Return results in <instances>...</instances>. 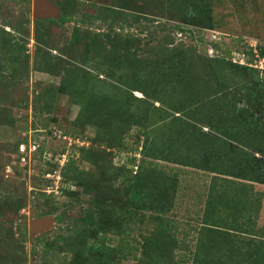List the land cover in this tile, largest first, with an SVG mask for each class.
Instances as JSON below:
<instances>
[{"label":"rangeland","instance_id":"obj_1","mask_svg":"<svg viewBox=\"0 0 264 264\" xmlns=\"http://www.w3.org/2000/svg\"><path fill=\"white\" fill-rule=\"evenodd\" d=\"M50 1L60 8V17L67 12L70 20H35L33 0H0V264H77L79 250L75 243H81L82 237H88L89 245L97 239L98 247L105 246L111 255L110 262L108 255H104L108 264H136L139 259L135 257L143 256L145 239L158 238L157 229L161 225V220L152 211L143 210L141 206L153 205L157 199L173 208L162 217V221L166 222V218L169 222L174 220L179 226L180 230H173L171 234L178 232L181 243L191 246L193 240L191 233L187 234L185 220L188 216L201 219L205 195L202 200L201 195L192 198L193 194L204 192L205 180L198 174H206L211 168L204 155H209L204 153L205 135L195 136V142L190 128L192 139L186 136L187 132L168 134L167 137V131L179 130L172 126L171 121L166 122L167 126L159 125L161 136L166 132L164 141L179 139L172 153L181 161L180 164H144L145 179L150 178L153 170H157L154 176L158 177H153L152 182H144L140 191L142 197H147L145 203H138L140 205L130 202L129 183L122 176L116 180L115 176L110 178L104 172L99 173L100 182L97 184L91 179L88 189L68 182L63 176L64 164L70 160H74V166L81 170H92V166L81 159L83 147L89 158H99L103 164L112 161L113 166L119 168L124 166L128 177L139 172L142 160V156L137 154V163L133 165L129 162L133 154L118 150V145L114 149L95 145L90 140L101 131L94 126L82 128V124H75L81 107L62 89L67 77L64 71L66 61H73L102 80L122 88H126L125 85L115 79L120 74L136 76L140 73L147 77L148 72H154L155 81L159 82V79L163 80L158 73L162 68L156 64L154 69L150 64L156 57L171 53L165 50L163 43L172 41L168 30L174 35L176 23L167 20L180 19L169 18L171 12L161 5V0ZM212 14L214 29L194 28L192 36L188 29L177 32L174 49L182 50L195 65L192 67L190 64L192 68L188 66V69L196 72L207 70L214 78L216 76L206 60L208 54H203L205 58L202 60L196 56L197 44L200 43L207 49L217 45L221 58L238 60L242 53H246L250 63L261 65L260 60L264 57L260 49L257 48L255 58L247 50L251 48L250 44L264 48V0H214ZM163 22H167L170 29L167 30ZM257 69L264 73V69ZM239 72H228V79L240 81L235 84L243 86L248 78ZM109 74L115 78H109ZM164 78L168 76L164 74ZM215 83L218 85L219 80L216 79ZM109 89L113 88L106 87L107 93H111ZM135 95L143 97L139 92ZM223 98L229 100V97ZM221 101L218 100L216 106H228L226 101ZM159 105L157 103V107ZM139 112L159 116L158 111L150 106L140 107ZM150 120L151 117L148 122ZM203 120L204 124L221 125L224 132L231 131L225 112L222 120L220 115L216 120L204 115ZM150 130L153 131L152 128ZM193 132L195 135L211 132L209 139L227 140L224 134L214 136L206 125L203 128L198 126ZM137 138V132L131 130L125 136L126 146H135ZM143 140L144 136L141 137L140 150ZM213 142H210L211 147L216 145ZM236 150L237 153L248 151L253 154L250 147L241 144ZM229 156L235 159L232 152ZM103 167L107 171L106 166ZM116 171L111 172L112 175ZM165 177L171 185L168 192L163 191ZM92 185L95 189L90 187ZM258 189L264 192V187L259 186ZM183 194L187 196L184 201L180 198ZM126 201L125 212L113 216L108 211L112 202L124 206ZM213 204L211 202L210 208L207 207L210 213ZM21 205L22 208L19 207ZM33 210L34 219L53 217V225L44 231L30 232ZM261 224H264V217ZM193 225L199 224L195 222ZM221 232L217 230L216 237H222ZM162 242L165 243V251H174L168 240ZM147 248L155 249L150 243H147ZM190 251L181 249L182 264H190L185 256H189ZM214 254L203 252L205 257ZM220 256L214 255L211 262L222 261L218 259ZM154 264L172 263L159 260Z\"/></svg>","mask_w":264,"mask_h":264},{"label":"trees","instance_id":"obj_2","mask_svg":"<svg viewBox=\"0 0 264 264\" xmlns=\"http://www.w3.org/2000/svg\"><path fill=\"white\" fill-rule=\"evenodd\" d=\"M213 3L214 0H161V5L166 6V10L171 12L169 18H179L180 21L167 20L176 23L173 26L175 31L173 33L174 35L168 30L170 28L167 22H163L167 25V30L173 39L171 42L163 43L164 47H166L165 50H170L171 53H167L162 58L159 56L156 57L152 65L150 64V67L154 69H156V64L162 68L158 73L163 77V80L159 79V82L155 81L154 72H148L147 77L140 73L136 76H130L128 73L120 74L118 78H115L114 75L109 74V78H115L118 83L125 85L126 88H122L118 84L108 83L102 80L97 74L93 75L91 71L83 66H79L73 61H66L64 71L67 77L65 78V85L62 86V89L81 107L75 124H82V128L86 125L97 127L98 131L101 132L90 141L100 147L107 145L110 149H114L118 145L116 146L118 150L128 151L133 154L129 161L133 165L137 163V154L142 156L140 158L142 160L139 164L141 166L139 172L132 177H128L126 176L127 173L125 174L128 171L124 166L119 168L113 166L112 161L109 164H103L99 158H89V156L85 155L87 152L83 147L81 149V159L90 164L92 170H81L77 166H74V160H70L64 164L65 172L63 173L64 178L68 182L72 181L75 185L88 189L89 183L92 180L94 182L97 181V184L100 182L99 173L104 172L110 178L115 176L116 180L122 176L124 181L129 183V191L131 192L130 202H136L137 204L145 203L147 195L142 197L140 189H143L145 181L147 183L152 182L153 177L157 179L158 176H154L157 170H153V176L151 174L149 179H145L143 177L144 171H146L144 164L156 165L160 162L180 164L181 161V158L172 153L179 139L177 138L175 141H164V135L166 133L164 129V132L162 131L163 136L160 134V127L167 126L166 122L171 121L173 123L172 126H175L179 131H167V137L168 134L177 135L187 132L186 136L191 138L189 135L192 132L191 134L194 136L196 142L195 136L200 134L205 135L207 137L205 149L211 146L210 142L212 141L209 140L213 138H208L211 132H206L207 134L202 132L195 135L193 132L194 129L198 126L203 128L206 125V127H209L213 131L212 134L214 136H222L224 134L227 136V140L224 142L231 147L232 155L238 158V160L240 159L239 161L242 163V169H239L241 171L236 172L235 175L241 176V178L249 177L253 181L264 183V73L262 74L257 68L249 65L236 63L231 58L225 56L221 58L218 55L217 45L210 47L207 51L201 52L200 46L203 43L197 44L198 54L196 56L202 60L205 58L204 55L208 54L206 60L210 63L209 68L216 75L214 78L207 70L205 72L190 71L188 66L191 67L192 65L194 67V62L188 59L182 50L174 49L176 38L178 39L177 32H184V29H188L190 36H192L194 34V28L201 30L205 28L214 29L212 14ZM60 19L63 22L69 21V14L65 12ZM51 20L54 21V19ZM257 48L260 49L261 56L264 57V48L260 45ZM247 51L250 56L254 57V48H248ZM45 59H47V56H45ZM215 65L217 68H215ZM41 68L43 69L44 67L41 66ZM234 70L241 71L238 74L245 73L244 75L248 78L243 86L235 84L240 81L228 79L227 73H233ZM164 74L168 76L167 79L164 78ZM146 79L148 80L144 83ZM216 79L219 80L218 85L215 83ZM128 80L130 81L129 83H127ZM106 87L113 88L112 90L109 89L111 93H107ZM135 92L141 93L143 97L139 98L135 95ZM223 96L229 97V100L223 98ZM222 99L228 103V106H216L218 100L221 101ZM157 103H160L159 107H157ZM136 106L137 108H135ZM142 106H150L157 110L159 116L156 114H141L139 108ZM224 112L225 117H229L231 131L224 132L221 125H210L209 122L204 124V115L208 119L214 120L220 115L222 120ZM150 117L152 120L148 122ZM160 124L161 126L159 127ZM151 128L153 131L150 130ZM190 128H192L191 132L189 131ZM199 129L201 130V128ZM131 130L137 132L138 138L134 144L135 146L129 147L126 146L125 136ZM105 135L108 136V140ZM142 136H144V140L140 150ZM240 144L250 147L253 150V154H250L248 151L237 153L236 147ZM89 151L91 152L92 150ZM258 154L262 156L258 157ZM204 155L209 157L207 154ZM111 160L113 159L111 158ZM103 166H106L105 169L107 171L103 169ZM232 166L240 167L236 165V162ZM115 170H117L116 174L112 175L111 172ZM118 173L119 176H116ZM253 174L254 176H252ZM167 178L165 177L164 179V185L166 187L163 190L166 192L171 188V185L167 183ZM90 187L95 189L93 185ZM113 197L114 194H112V200ZM126 204H128V201L124 203V206L112 202L108 206V211H110L111 215L116 216L126 211ZM152 204L149 206L144 204L141 207L143 210L152 211L161 220V225L157 229L158 238L149 237L145 239L143 256L142 258L135 257V259H139L136 261V264H154L155 261L159 260H167L172 264H182L181 255L163 249L165 243L162 240H168V243L176 248H181V245L183 246V243H181L177 235L171 234L173 230L179 231V226H177L175 221L171 220L169 222L167 218L166 222L162 221V217L173 208L170 205L158 201V199ZM19 207L22 208V205ZM110 228L112 229L114 226ZM212 229L206 224H203L201 232L211 231ZM97 241L95 239L89 245L88 237H82L81 243H75L79 250L78 256H76L79 257L77 258V264H108L107 260H104V255H108L110 262V253L107 252L104 245L98 247L96 245ZM219 241H222V244H220L218 250L212 246L210 248L211 252L207 250L205 252L207 254H213L218 251L223 258V262L220 264H249L250 261L254 264H264V251L260 252L258 249L255 253L244 254L236 249V244L232 240L223 239ZM147 243L153 244L155 249L150 250L147 248ZM186 248L188 249V247ZM203 252L204 250L202 249H197L193 253L189 252V254L191 253L189 256L185 255L186 260L190 264L217 263L216 260L211 262V259L214 257L213 255L205 257Z\"/></svg>","mask_w":264,"mask_h":264},{"label":"crops","instance_id":"obj_3","mask_svg":"<svg viewBox=\"0 0 264 264\" xmlns=\"http://www.w3.org/2000/svg\"><path fill=\"white\" fill-rule=\"evenodd\" d=\"M209 141H214L213 143L216 144L214 147L209 146L208 149H204V153L209 154L207 162L211 168L206 171L208 172L206 174L196 173L200 179L205 180L203 182L204 192L195 193L192 198L201 195L202 200L205 195L203 200L205 203L204 212L202 215L200 214V220H196L192 216H188L185 220L188 229H186L187 234L191 233L190 237L193 240L192 245L186 244L187 246H185L183 244L181 248L172 246L171 249H174V251L171 250V252L179 255H181L180 249L191 250V253L197 249L211 252L210 248L212 246L218 250V247L222 244V241L219 240L223 239L235 242L236 249L240 253H255L258 249L260 252L264 251V224H261L264 217V192L258 189L259 186L264 187V183L253 181L249 177L241 178V176L235 175L236 172L241 171L239 169L242 163L238 158L234 160L230 158L231 147L223 142L225 140ZM235 162L236 165L240 166L239 168L232 166ZM198 187L203 189L201 186ZM178 193L177 190V195ZM180 198L184 201L187 196L183 194ZM211 202H214V204L210 213V209L207 211V207L210 208ZM190 222H196L199 225H193ZM203 224L213 229L201 232ZM217 230L222 231L219 233L222 237H216ZM224 231L228 232L223 233ZM193 233H195V236L192 235ZM177 234L178 232H176ZM216 254H219L218 251L214 255ZM218 259L223 260L222 256ZM221 262L223 261H217L216 264ZM250 263L254 264L252 261Z\"/></svg>","mask_w":264,"mask_h":264},{"label":"water","instance_id":"obj_4","mask_svg":"<svg viewBox=\"0 0 264 264\" xmlns=\"http://www.w3.org/2000/svg\"><path fill=\"white\" fill-rule=\"evenodd\" d=\"M60 8L50 0H33V17L38 19H60ZM207 46L202 45L200 50H206ZM34 210L30 215V232H40L53 225V217L34 219Z\"/></svg>","mask_w":264,"mask_h":264},{"label":"built area","instance_id":"obj_5","mask_svg":"<svg viewBox=\"0 0 264 264\" xmlns=\"http://www.w3.org/2000/svg\"><path fill=\"white\" fill-rule=\"evenodd\" d=\"M252 48H254V54L258 53V50H257V44H250ZM233 60L236 62V63H239L241 65H249L251 67H255V68H260V69H264V58L261 62V65H258V64H252L249 62V60L246 58V53H242L240 56H239V59H235L233 58Z\"/></svg>","mask_w":264,"mask_h":264},{"label":"clouds","instance_id":"obj_6","mask_svg":"<svg viewBox=\"0 0 264 264\" xmlns=\"http://www.w3.org/2000/svg\"><path fill=\"white\" fill-rule=\"evenodd\" d=\"M201 46H202V45H201ZM201 46H200V47H201ZM208 49H209V48H208ZM208 49H206L205 51H207Z\"/></svg>","mask_w":264,"mask_h":264}]
</instances>
